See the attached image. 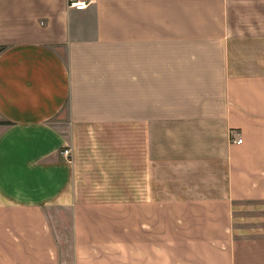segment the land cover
Masks as SVG:
<instances>
[{
    "label": "crops",
    "instance_id": "obj_1",
    "mask_svg": "<svg viewBox=\"0 0 264 264\" xmlns=\"http://www.w3.org/2000/svg\"><path fill=\"white\" fill-rule=\"evenodd\" d=\"M70 1L0 0V264H264V0Z\"/></svg>",
    "mask_w": 264,
    "mask_h": 264
},
{
    "label": "rangeland",
    "instance_id": "obj_2",
    "mask_svg": "<svg viewBox=\"0 0 264 264\" xmlns=\"http://www.w3.org/2000/svg\"><path fill=\"white\" fill-rule=\"evenodd\" d=\"M69 147V146H67ZM71 150V147H70ZM71 151L70 156L71 158ZM235 224L237 226H264V203L243 202L234 206Z\"/></svg>",
    "mask_w": 264,
    "mask_h": 264
},
{
    "label": "built area",
    "instance_id": "obj_3",
    "mask_svg": "<svg viewBox=\"0 0 264 264\" xmlns=\"http://www.w3.org/2000/svg\"><path fill=\"white\" fill-rule=\"evenodd\" d=\"M70 5L73 6V7H75V8L82 9V8H85L88 5V3L85 2V0H76V1H70ZM241 140H242L241 137L240 138H234V137H232V141L233 142L240 143ZM70 151H71L70 150V147H67V146H66V148L63 149L62 154L65 156L66 159L69 158Z\"/></svg>",
    "mask_w": 264,
    "mask_h": 264
}]
</instances>
